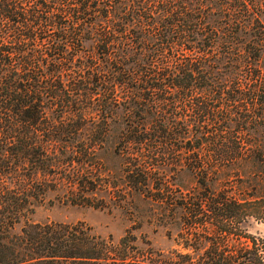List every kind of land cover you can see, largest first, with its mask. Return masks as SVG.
<instances>
[{"label": "trees", "instance_id": "trees-1", "mask_svg": "<svg viewBox=\"0 0 264 264\" xmlns=\"http://www.w3.org/2000/svg\"><path fill=\"white\" fill-rule=\"evenodd\" d=\"M254 13L246 0H0V264L132 263L81 221L13 230L59 186L72 202L92 204L84 191L101 181L76 179L79 169L62 163L92 158L120 110L116 143L129 159L252 160L249 201L242 186L232 198L231 187L214 193L200 181L205 192L180 203L186 223H201L208 209L224 237L228 220L240 230L247 217L264 222V140L241 144L231 128L237 115L264 126V74L254 66L261 52L237 49L243 38L248 45ZM250 237L241 258L218 252L205 264H264L263 240Z\"/></svg>", "mask_w": 264, "mask_h": 264}, {"label": "rangeland", "instance_id": "rangeland-1", "mask_svg": "<svg viewBox=\"0 0 264 264\" xmlns=\"http://www.w3.org/2000/svg\"><path fill=\"white\" fill-rule=\"evenodd\" d=\"M246 1L251 3L255 13L246 21L249 23L245 37L248 45H244L243 34L238 32L237 39L243 40L237 43V49L244 48L252 54L260 51V58L254 66L264 74V36L260 39V33L264 34V0ZM226 101L222 103H228ZM243 102L235 101L231 104ZM122 113L120 110L117 116L108 119L107 139L95 146L92 158L62 163L67 164V168L79 169L73 175L76 179L89 177L93 182L101 181L96 183L99 186L84 191L92 204L72 202L64 195L66 188L59 186L47 190L43 199L32 205L26 218L16 223L13 230L19 231L26 221H81L111 241L112 254L117 253L119 256L125 253L128 256L125 260H132L129 264H205L215 262L219 253L233 260L241 258L236 256L239 248L244 250L253 246L250 236L261 238L259 243L261 240L264 243V222L261 220L247 217L240 222L242 230L232 228L234 220H228L230 227L227 226L224 231L226 235L220 237L217 233L218 223L208 216V209L200 215L203 219L201 223L188 224L186 221L191 217L190 212L180 204L189 195L205 192L200 183L203 180L207 181L214 193L229 186L232 198L244 193L240 196L249 201L252 183L249 164L252 160H241L243 165L238 167L236 160L129 159L126 148L117 144L115 137L124 128ZM96 115L94 118H97ZM91 117L88 115L87 119L91 120ZM235 119L237 122L232 123L231 128L241 133V144L249 145L260 137L264 140V136L259 135L264 130L263 125L242 122L245 116L237 115ZM83 132L90 133L89 136L93 134L89 130ZM223 162L229 166L222 169L220 164ZM197 163L201 165L200 168L191 167ZM61 174L57 171L53 176L41 173L39 176L59 178ZM98 175L100 177L95 178ZM237 186H242L243 191L238 193ZM161 195L163 198H160ZM72 198L78 201L81 195ZM194 217L199 218V214ZM124 235L127 236L126 243L120 241ZM110 262L111 259L106 260V264Z\"/></svg>", "mask_w": 264, "mask_h": 264}]
</instances>
